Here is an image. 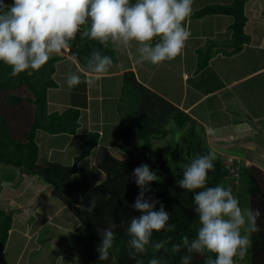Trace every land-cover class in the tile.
Segmentation results:
<instances>
[{
  "label": "trees",
  "instance_id": "trees-1",
  "mask_svg": "<svg viewBox=\"0 0 264 264\" xmlns=\"http://www.w3.org/2000/svg\"><path fill=\"white\" fill-rule=\"evenodd\" d=\"M247 1L210 4L193 14L198 19L213 15L231 17V38L222 46L232 51L229 53L224 50L225 54L238 53L250 41L245 32ZM131 2L135 3V0ZM214 48L212 46L197 52V71L208 65L214 55L211 52ZM93 49L110 56L113 65L116 64L115 49L111 42L104 48L95 40L81 39L80 34L71 42L67 55L71 58L72 54H76L77 63L89 70L87 59ZM65 54V51L54 54L39 71L21 73L15 78L9 75L11 68L0 62V165L37 177L53 189L52 195L59 200L62 210L68 211L78 222L71 235L72 246L79 243L84 247L83 262L78 264H136V260L129 255L127 224L131 217L139 215L132 207L139 192L132 173L141 164H147L159 177L158 181L148 185L152 191L145 195H151L163 203L171 215L169 224L175 225L173 232H154L153 243L169 236L171 240L166 245L167 250L154 252L149 247L142 257L144 264H148L153 256L167 264H181V257L186 252L182 248L179 253H174L172 245L179 243L183 236L194 239L200 225L194 211L195 192L181 189L178 181L182 179L184 166L194 156L207 155L209 152L214 153L216 158L213 161L215 170L208 173L207 186L223 185L231 188L242 208L250 206L261 213L257 221L260 231L250 234L251 247L246 256H249V264H264V171L254 164L238 165L234 160L228 161L227 156L210 146L205 128L199 121L139 83L133 72L122 75L121 90L126 105L120 107L119 135L114 145L124 159H118L112 150L100 143L97 134H90L81 144L79 155L74 158L72 165L53 161L39 163V147L36 143L39 131L48 135H75L79 128L80 110L75 106L62 112H47V93L57 86L52 77L55 64ZM169 124L184 128V135L175 145L154 147L153 142L164 140L169 135ZM86 158H92L96 169L101 171V178L92 177L96 185L87 179H79L77 165ZM105 195H110V198L105 199ZM92 202V212L81 210V207H87ZM159 206L156 205L157 210ZM113 223H123L124 227L115 230L116 239L110 249L109 259L100 261L97 252L101 243L98 229ZM11 225V214L0 209V254L5 249ZM192 256L191 264H204L203 256L196 253Z\"/></svg>",
  "mask_w": 264,
  "mask_h": 264
},
{
  "label": "clouds",
  "instance_id": "clouds-1",
  "mask_svg": "<svg viewBox=\"0 0 264 264\" xmlns=\"http://www.w3.org/2000/svg\"><path fill=\"white\" fill-rule=\"evenodd\" d=\"M193 0H0V62L9 66L13 78L21 73L39 71L54 54L71 48L77 34L81 39L95 40L104 48L114 46L128 49L137 45V62L159 65L179 56L191 36L185 21L193 12ZM247 34V33H246ZM249 36V35H248ZM159 38V39H156ZM71 60L78 62L76 54ZM113 67L110 56L93 49L87 59V68L95 74H104ZM123 67V65H120ZM67 85L81 84L75 72L67 74ZM95 85L94 79L86 81ZM176 139L179 140V134ZM215 154L196 155L183 168L181 189L195 192L194 211L199 228L194 239L183 236L172 245V251L186 252L181 264H191L192 254L203 256L204 264H236L243 259L250 247V234L260 231L257 223L259 209L241 207L231 188L223 185L207 186L209 171L215 170ZM132 176L139 192L132 207L139 213L127 224L129 255L136 264H144L143 255L151 247L154 252L167 250L171 237L152 242L154 232H173L169 224L171 215L153 196L148 187L159 177L147 164L133 170ZM110 195H105L109 199ZM159 204V209L156 205ZM94 202L82 211L92 212ZM124 227L115 223L98 229L101 243L97 248L100 261L109 259L110 249L116 239L115 230ZM213 256L215 258H213ZM148 264H167L153 256Z\"/></svg>",
  "mask_w": 264,
  "mask_h": 264
},
{
  "label": "crops",
  "instance_id": "crops-1",
  "mask_svg": "<svg viewBox=\"0 0 264 264\" xmlns=\"http://www.w3.org/2000/svg\"><path fill=\"white\" fill-rule=\"evenodd\" d=\"M203 1V0H202ZM231 1V0H230ZM201 0H195L199 5ZM216 0L211 4H222ZM224 4V3H223ZM250 2L245 5L247 23L249 19L254 20V26L250 32L257 31L238 53H229L231 48L218 44L217 38H225L222 45L229 42L231 33L229 31L232 22L228 16H206L194 18L193 8L191 16L185 21L193 36L186 42L182 53L171 61H164L159 65H152L150 62L138 63L137 45L133 43L131 48L125 49L114 46L116 64L107 73L95 74L90 70L82 68L77 62L74 63L65 50L64 58L55 64L54 77L64 76L67 81L69 71L75 72L84 81L73 88L59 90L58 84L55 88L49 89L47 93V112H62L68 107L75 106L80 110L79 128L75 135H48L37 133L36 139L41 140L40 150L46 153L41 159V164L51 162L54 154H66L70 146L68 159L65 163L57 160L53 162L66 166L72 165V159L79 155L80 146L90 134H97L100 143L105 144L110 150L117 143V136L120 128V107H124V96L122 95V75L126 72H133L136 80L161 96L165 100L177 106L179 109L189 113L190 116L199 121L205 128L210 146L240 164H254L264 171V146L261 142L254 141L250 123L264 118V41L259 36H264V19L262 8L256 1L253 4V13L247 12ZM256 8V9H255ZM260 12V19L256 14ZM209 20V23L204 21ZM222 30L225 31L222 32ZM247 24L245 26V32ZM260 32V33H259ZM216 39V40H215ZM216 43L213 56L208 65L201 71H197V52L208 49L206 42ZM168 63V67L163 68ZM123 65V67H120ZM95 80L94 86H89L86 81ZM57 83V81L54 79ZM111 99L112 107L97 105L104 100ZM111 114L108 116V113ZM255 116V117H254ZM245 117L248 120H245ZM252 117L255 119H252ZM255 135V133L253 132ZM60 146L55 148L56 143ZM114 142V143H112ZM62 144V145H61ZM236 144H241L244 150H248L244 156H237L234 152L227 154L226 151ZM78 150V152H77ZM74 154V155H73ZM40 155V152H39ZM40 160V159H39ZM38 160V161H39ZM82 163H78L77 169L84 171L86 177L92 172V166L87 164L82 169ZM2 165H0L1 167ZM3 170L6 178L0 180V209L11 214L12 225L8 233L5 249L0 254V264H21L30 242L43 224L53 221V216L62 211V206L57 202H50L49 206L54 214L48 215L46 219L37 220L39 225L35 232L27 226L32 217L37 216V210L31 208L35 196L33 186H40L36 177L24 175L20 170L6 167ZM18 174H20L18 176ZM18 176V178H16ZM15 177V179H14ZM20 180V184L12 182ZM9 180V181H7ZM35 199V198H34ZM56 199V198H55ZM47 207V205H46ZM33 222V221H32ZM20 247V249H19ZM19 249V250H18ZM9 253V254H8ZM10 257V261H6ZM25 263V262H24Z\"/></svg>",
  "mask_w": 264,
  "mask_h": 264
},
{
  "label": "rangeland",
  "instance_id": "rangeland-1",
  "mask_svg": "<svg viewBox=\"0 0 264 264\" xmlns=\"http://www.w3.org/2000/svg\"><path fill=\"white\" fill-rule=\"evenodd\" d=\"M216 0H201V2L199 3V5H196L194 2L195 0H193V5L192 7L194 9H197L199 7H204L207 5H210L211 3H215ZM224 4H228L230 3V0H221ZM258 2V4L264 8V0H248V2H250V6L249 9L247 10V12L253 13V4L255 2ZM4 2L6 4H11L12 0H4ZM222 3V4H223ZM246 3V5H247ZM201 9V8H200ZM199 9V10H200ZM256 9V8H255ZM198 11V9H197ZM263 10L261 9H257L256 14H258L259 19H260V12H262ZM196 12V11H194ZM248 17H252V15H247ZM262 18L264 19V12L262 14ZM207 25V23H209V20L204 21ZM254 20H250L247 23V30L246 33L248 35L252 37H254L257 34V31H252L250 32V30L253 28L254 26ZM222 32L225 33L224 30H222ZM260 33V32H259ZM191 36H193V33L191 32ZM190 36V37H191ZM221 35H219L217 38L218 44L220 46H222L223 41L225 38H221ZM260 37L263 38L264 41V36H259L257 39H259ZM216 40V39H215ZM216 43H212L207 41L206 45L208 47V49H210L212 47V45H215ZM218 50L217 48H214L211 50V52H214ZM165 67H168V63L165 62L163 68L165 69ZM54 79L57 81V84L59 85L58 88L59 90H61L62 92H64L62 89H66L67 82L64 76H58V77H54ZM111 99L108 98V100H104L103 103L98 102L96 103L94 106L95 108L97 107V105L100 106V104H104V106H109L112 107V101H110ZM108 113V116H110L111 114ZM255 117V116H254ZM252 119H254L252 117ZM245 120H248L247 117H245ZM255 120V119H254ZM251 128H252V134L254 136V141H258L261 142V145L264 146V118H260L258 121H254V123H250ZM167 129L169 131V135L167 136L166 139L164 140H159L156 142H153V146L156 147L158 145H167V144H172L175 145L179 140L176 139L177 134H179V138L184 135L185 133V129L184 128H179L174 126L173 124H169L167 126ZM253 132L255 133V135L253 134ZM39 133L42 134L41 131H39ZM41 139V138H40ZM38 138V140L36 139V143L39 147V163H42L43 159H41V157H43L46 153L44 152V150H40L41 147V140ZM114 143V142H112ZM62 145V144H61ZM60 146L59 142L56 143L55 148H58ZM241 144H236L235 146H233L232 148L228 149L226 151L227 154H230V152H234L235 155L237 156H244L245 157V153L248 151L247 149L244 150ZM76 146H70L66 152V154H61L62 156L58 155V154H54L51 158V161H59L61 163H65V159H68L69 157V151H73L72 148L74 149ZM78 152V150H77ZM112 152L114 153V155L116 157H118V159H124L125 157L123 156V154H121V152H119L118 150H116L115 147L112 146ZM248 154H250V152L248 151ZM74 155V154H73ZM231 158L230 156L227 157V160ZM72 164L74 163V159L71 160ZM229 161V160H228ZM82 165V169L84 170V166L87 164L92 166L93 170L92 172L89 174L88 178H84L86 177L85 173L83 174L84 171H80L79 174V179H87L88 181H90L93 185H96V180L94 181L93 179H96L97 177L102 176V174L100 173L101 171L99 169H96V167L94 166L93 163V159L92 158H86L85 160H83L81 162ZM85 164V165H84ZM238 165L240 163H237ZM8 166L6 165H2L0 167V180L6 178V174L3 176V174L6 172H4L3 170H9L8 168H6ZM5 168V169H4ZM10 171V170H9ZM20 174H18L19 176ZM18 176L16 178H18ZM93 177V179H92ZM15 179V177H14ZM12 182L16 183V184H20V180H14ZM37 182H39L40 186H33L32 188L34 189V192L36 193L35 196L32 198L33 203L31 205V208L34 210H37V216L32 217V220L29 221V223L27 224L28 227H30L32 230L36 229V227L39 225V223L37 222V220H42V219H46L48 215L54 214V210L51 206H49V202H48V196L50 197L53 194V189L50 186H47L46 184H44L40 179H38L36 177ZM9 181V180H7ZM35 198V199H34ZM55 198L50 199V202H57ZM59 201V200H58ZM47 205V207H46ZM33 221V222H32ZM78 224V222L76 221V219L71 216V214L68 211H60L58 213H56V215L53 216V221H49L45 224H43V226L38 230V232L35 234L36 236H34V238L32 239V241L30 242V246H33V248L29 247L27 248L26 254L25 256H23V260L21 262V264H78V262H83V258H82V249L84 248L82 245H80L79 243H75L73 244V246L71 245V235L73 234L72 229L74 228V226ZM35 232V230L33 231ZM65 236V237H63ZM20 249V247H19ZM18 249V250H19ZM9 254V253H8ZM6 261H10V257L8 256V259H6ZM25 262V263H24ZM236 264H249V256L244 257L243 259H239L236 258Z\"/></svg>",
  "mask_w": 264,
  "mask_h": 264
}]
</instances>
